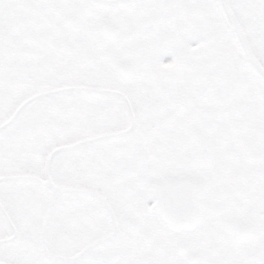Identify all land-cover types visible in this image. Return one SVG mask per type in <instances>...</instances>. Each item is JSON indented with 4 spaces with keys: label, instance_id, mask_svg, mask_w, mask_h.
<instances>
[{
    "label": "snow or ice",
    "instance_id": "6c2138e0",
    "mask_svg": "<svg viewBox=\"0 0 264 264\" xmlns=\"http://www.w3.org/2000/svg\"><path fill=\"white\" fill-rule=\"evenodd\" d=\"M0 264H264V0H0Z\"/></svg>",
    "mask_w": 264,
    "mask_h": 264
}]
</instances>
